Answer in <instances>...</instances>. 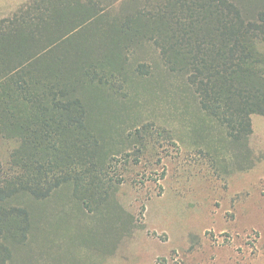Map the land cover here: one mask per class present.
Returning <instances> with one entry per match:
<instances>
[{"label": "trees", "instance_id": "1", "mask_svg": "<svg viewBox=\"0 0 264 264\" xmlns=\"http://www.w3.org/2000/svg\"><path fill=\"white\" fill-rule=\"evenodd\" d=\"M154 45L168 73L236 140L264 116V0H33L0 20V264L29 238L32 208L69 189L116 208L110 177L132 57ZM115 116V117H116ZM117 135V136H115Z\"/></svg>", "mask_w": 264, "mask_h": 264}, {"label": "rangeland", "instance_id": "2", "mask_svg": "<svg viewBox=\"0 0 264 264\" xmlns=\"http://www.w3.org/2000/svg\"><path fill=\"white\" fill-rule=\"evenodd\" d=\"M31 1L0 0V20ZM93 1L119 11L127 0ZM132 61L146 67L129 69L126 107L112 118L125 140L110 168L118 207L83 209L61 190L32 208L9 264H264V116L236 140L154 45Z\"/></svg>", "mask_w": 264, "mask_h": 264}]
</instances>
